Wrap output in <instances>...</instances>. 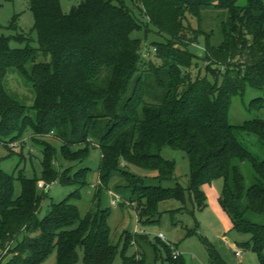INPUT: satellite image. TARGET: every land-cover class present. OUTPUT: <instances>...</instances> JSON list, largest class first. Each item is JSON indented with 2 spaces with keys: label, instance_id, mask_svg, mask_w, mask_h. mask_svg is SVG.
I'll return each instance as SVG.
<instances>
[{
  "label": "trees",
  "instance_id": "16d2710c",
  "mask_svg": "<svg viewBox=\"0 0 264 264\" xmlns=\"http://www.w3.org/2000/svg\"><path fill=\"white\" fill-rule=\"evenodd\" d=\"M29 5L39 47H11L12 40L28 43V34L0 36V142H17L30 130L32 140L44 146L43 171L41 179L22 173L16 177L2 170L0 160V264H42L54 250L57 264H77L80 252L83 264H115L119 248L111 243L109 212L81 217L73 203L91 169L73 176L61 173L54 166L56 149L44 142L51 136L61 142L67 161H82L91 149H99L101 186L120 175L125 183L117 188L131 191V205L143 226L158 222L159 205L167 200L182 204L172 215L188 211V197L194 209H204L203 186L222 178L221 207L233 228L250 234L253 250L261 253L264 224L253 218L264 216V159L249 151L237 132L255 134L264 146V120L233 126L228 112L233 98L243 97L248 88L264 90V2L247 0L239 6L238 0H134L129 7L127 0H82L69 13L61 0H29ZM207 8L227 12L219 45L213 42L214 32L201 27ZM151 27L163 40L152 42L146 56L144 41L131 34L148 33ZM38 53L50 60L37 62ZM11 70L32 86V106L7 91ZM251 106L263 108V99ZM164 147L187 154V188L146 185L129 170L135 165L157 171L159 181L173 179L176 164L162 156ZM244 162L254 174L249 186L241 170ZM16 180L21 183L18 197ZM40 180L79 188L52 203L41 219L48 195L38 191ZM124 236L122 264H144L142 253L127 252L138 240H148L147 235ZM202 241L211 263L226 264L207 239ZM165 250L169 264H182L169 246Z\"/></svg>",
  "mask_w": 264,
  "mask_h": 264
},
{
  "label": "rangeland",
  "instance_id": "374dc122",
  "mask_svg": "<svg viewBox=\"0 0 264 264\" xmlns=\"http://www.w3.org/2000/svg\"><path fill=\"white\" fill-rule=\"evenodd\" d=\"M81 1L61 0L64 13H69L71 8ZM262 1L264 2V0ZM132 2L134 0H127V5L132 7ZM246 3L247 0H238L239 6H245ZM226 18L227 12L224 10L213 8L203 10L201 27L206 32H214L213 42L216 45H219L223 40L221 25ZM12 22L15 23L10 28ZM34 24L35 19L30 9L29 0H0V36L29 35L28 43L12 40L10 43L12 48H25L27 44L33 48L39 47L38 35L34 30ZM193 25L198 26L195 20H193ZM152 30L153 28L151 27V31L148 33L142 30L131 34L133 38H139L144 41L146 49L144 54L146 56H149V47L152 42L163 40L162 37ZM197 53L202 54L200 48L197 49ZM49 60L50 57L45 58L41 53H38L36 58L37 62ZM31 66L32 63L28 64L29 69ZM5 85L9 94L22 104L28 107L33 105L35 92L32 86L18 72L11 70L7 75ZM257 98H262L264 104V90L257 91L256 89L248 88L243 97L235 96L228 112L229 123L233 126H242L249 120H264V107L257 109L251 106V102ZM237 137L256 157L260 160L264 159V146L258 141L255 134L238 131ZM44 142L56 149L54 166L61 173L68 171L70 176H73L79 169H91L85 177L86 185L79 189V196L73 200V203L78 208L81 217H85L89 212L95 213L98 210L109 212L107 223L111 232V243L119 248L115 264H122V249L126 233L147 235L148 240H138L137 246L132 245L127 252V255L130 256L137 252L142 253L145 256L144 264H169L165 245L172 250L175 248L181 253L179 262L182 264H216L211 263L207 247L204 245L202 238L207 239L214 246L226 264H264V249L261 253L253 250L252 236L234 229L229 215L221 207L220 201L224 186L222 178H218L211 184L203 186L207 203L204 209H194L188 197V211L172 215L170 211L181 208L182 204L174 199L167 200L159 205L162 215L158 222L150 226H143L137 221L135 210L131 205V191L128 188L121 190L117 188L118 185L125 183L120 175L112 177L107 187L101 186L98 173L101 161L99 149H91L89 156L82 161L71 162L63 158L60 152L62 145L60 141L51 136L45 138ZM6 146L0 142L1 168L4 172L15 174L16 177L19 173H22L28 179L42 178L44 146L32 140V132L30 130L26 131L22 139ZM161 154L176 164L175 177L173 179L159 181L155 179L157 171L135 165H130L129 170L143 177L146 185H161L165 188H172L180 184L187 188L191 172L187 154L182 149L170 147H164ZM241 170L246 177L247 185H251L254 174L250 163H242ZM14 187L15 197H18L21 194L20 181L16 180ZM78 188L77 185H63L59 181L48 185L46 189L38 188L40 193L46 191L48 195L43 202L39 218L43 219L49 213L52 203L61 202ZM110 190L122 198V202L117 207L111 205L113 197ZM192 210H194V213H192ZM253 219L264 224V216H255ZM190 231L194 233L190 235ZM160 233L165 236L166 239L164 241L157 238ZM21 240L22 237L19 238V241ZM239 244L246 246L238 247ZM237 249L243 252L242 256H236ZM9 258L10 256L5 261ZM42 264H57V250H54ZM77 264H83L82 252H80V260Z\"/></svg>",
  "mask_w": 264,
  "mask_h": 264
},
{
  "label": "built area",
  "instance_id": "2783aa9c",
  "mask_svg": "<svg viewBox=\"0 0 264 264\" xmlns=\"http://www.w3.org/2000/svg\"><path fill=\"white\" fill-rule=\"evenodd\" d=\"M38 187L41 188V189H46L48 187V185H46L43 181H40L38 183ZM112 194V201H111V205L113 207H117L121 202H122V198L117 195V194H114V192H110ZM158 239L164 241L166 238L165 236L160 233L158 236H157ZM243 252L240 250V249H237L236 251V256H242ZM172 256L174 259H177L181 256V253L177 250V249H173V252H172Z\"/></svg>",
  "mask_w": 264,
  "mask_h": 264
},
{
  "label": "crops",
  "instance_id": "0c3cea01",
  "mask_svg": "<svg viewBox=\"0 0 264 264\" xmlns=\"http://www.w3.org/2000/svg\"><path fill=\"white\" fill-rule=\"evenodd\" d=\"M110 192H112V191H110Z\"/></svg>",
  "mask_w": 264,
  "mask_h": 264
}]
</instances>
